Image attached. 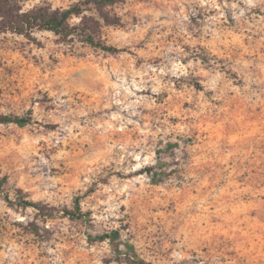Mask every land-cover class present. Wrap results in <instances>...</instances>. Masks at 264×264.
Masks as SVG:
<instances>
[{
  "label": "rangeland",
  "instance_id": "374dc122",
  "mask_svg": "<svg viewBox=\"0 0 264 264\" xmlns=\"http://www.w3.org/2000/svg\"><path fill=\"white\" fill-rule=\"evenodd\" d=\"M84 14L118 52L0 32V264H264V0Z\"/></svg>",
  "mask_w": 264,
  "mask_h": 264
},
{
  "label": "trees",
  "instance_id": "16d2710c",
  "mask_svg": "<svg viewBox=\"0 0 264 264\" xmlns=\"http://www.w3.org/2000/svg\"><path fill=\"white\" fill-rule=\"evenodd\" d=\"M119 0H78L67 7L51 8L48 6L38 5L27 10H22L15 0H0V32H15L23 34L26 37H31L35 30H46L63 38H67L75 33L82 37V40L94 47H98L103 51L118 52L119 48L106 44L96 38L86 25L84 12L89 10L91 6L106 7L117 3ZM105 21H108V16H102ZM74 18H79L78 22H73ZM28 116L14 114H0V123L11 122L19 126H24L29 123ZM8 183L7 176L0 173V192L4 194L5 199H8L6 186ZM25 206H34L36 204L27 200H20ZM70 218L82 219L87 216L80 207V198L76 197L72 210H64ZM117 231H112L110 234H98L94 236L95 240H104L106 238L113 239L117 236ZM128 249H133L131 244H126ZM131 256L136 264H146L138 258L132 250Z\"/></svg>",
  "mask_w": 264,
  "mask_h": 264
}]
</instances>
